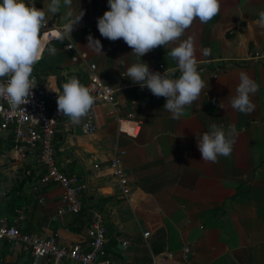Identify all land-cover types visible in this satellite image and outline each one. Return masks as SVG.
<instances>
[{"label":"crops","instance_id":"crops-1","mask_svg":"<svg viewBox=\"0 0 264 264\" xmlns=\"http://www.w3.org/2000/svg\"><path fill=\"white\" fill-rule=\"evenodd\" d=\"M32 1L45 10L46 18L64 27L69 11L72 18L84 11L70 34L66 29L67 39L46 43L41 37L56 53L45 51L33 73L50 91L61 93L60 85L71 77L84 85L88 65L94 64L99 79L117 89L122 113L132 112L141 129L129 136L133 123L118 124L107 115L106 105L94 109L97 130L92 135L70 122L63 125L55 136L56 161L63 172L80 176L86 184L83 208L53 221L62 188L56 183L39 185L43 169L29 156L22 170L30 178L23 174L7 190L0 184V218L12 224L22 209L21 232L54 236L58 244L71 245L85 237L90 211L97 210L104 215L106 251L114 264H264V28L257 23L264 0H219L220 11L211 21L194 20L178 41L140 58L150 71L178 78L168 52L182 41H192L205 87L179 120L163 109L165 98L141 90L126 77L139 60L132 49L123 40L111 42L100 35L96 22L109 10L107 0H72L70 8L61 7L57 14L47 12L50 0ZM88 35L101 42L102 53L86 46ZM68 43L74 50L66 49ZM205 48L211 49L210 55H203ZM77 53L81 58L73 62ZM242 72L259 85L250 97L255 105L250 114L231 107ZM213 124L225 131L234 125L238 133L232 154L214 164L203 162L197 148L200 135L211 132ZM1 144L12 152L9 158L0 155V173L6 175L5 160L17 163L12 136L0 132ZM115 144L126 152L122 168L128 177V199L109 170ZM185 245L190 247L187 260ZM31 259L21 246L0 242L1 264H30Z\"/></svg>","mask_w":264,"mask_h":264},{"label":"clouds","instance_id":"clouds-1","mask_svg":"<svg viewBox=\"0 0 264 264\" xmlns=\"http://www.w3.org/2000/svg\"><path fill=\"white\" fill-rule=\"evenodd\" d=\"M71 3L72 0H50L47 12L57 14L61 7L70 8ZM107 5L109 10L96 22L100 35L111 42L123 40L132 49L131 53L139 58L127 69L126 77L141 90L147 88L153 96L165 98L163 109L171 113L172 119L179 120L205 87L192 41H182L168 52L179 70L178 78L165 72L150 71L148 64L140 58L157 47L178 41L194 20L211 21L220 11L219 0H107ZM83 16L82 10L75 18L71 11L67 13L65 27L68 34ZM47 22L45 10L34 4L26 6L25 0H0V99L6 100L14 111H25L20 106L30 103L32 90L37 85L32 76L34 65L45 51L51 55L56 53L54 47H48L41 39V30ZM257 23L264 28V11L259 13ZM86 39L87 47L102 53L99 40L91 35ZM210 53L211 49H203V55ZM60 88L62 92L56 99L58 113L67 116L73 124H80L95 98L76 77L63 82ZM258 90L259 85L253 79L240 73L231 107L250 114L255 109L250 97ZM211 129L200 135L197 148L203 162L214 164L219 157L227 158L232 154L238 133L234 125L227 131L215 124Z\"/></svg>","mask_w":264,"mask_h":264},{"label":"built area","instance_id":"built-area-1","mask_svg":"<svg viewBox=\"0 0 264 264\" xmlns=\"http://www.w3.org/2000/svg\"><path fill=\"white\" fill-rule=\"evenodd\" d=\"M25 4L27 6L33 3L30 0H25ZM47 21L41 30V37L45 38L46 43L67 39V30L64 26L58 25L55 18H47ZM60 34H63L62 37ZM66 49L74 50L73 44L68 43ZM80 58L77 53L72 57V61L78 62ZM95 70L94 64L88 65L87 80L84 84L95 98V103L78 125L73 124L67 116L58 113L56 99L60 92L50 91L45 82L35 73H32V76L35 77L37 85L32 90L33 95L30 103L20 106L21 109L24 107L25 111H14L6 100L0 99V132L12 136L14 161L23 163L29 156H35L38 165L43 169L39 185L56 183L62 188L61 206L56 209L51 218L53 221L65 212L78 214L84 206L86 191V184L80 176L66 174L57 164L55 136L58 130L70 122L78 127L83 134H94L97 130L94 109L98 105L108 106L107 115L118 124L131 121L133 131L128 134L129 136H137L141 129V122L132 112H127L125 115L122 113L118 103L117 89L104 84L96 75ZM3 79L6 80V78ZM112 151L109 170L119 186L122 197L128 199L130 195L128 177L122 168V159L126 152L117 144L113 145ZM93 169L98 170L99 166L94 165ZM36 190L37 187H34V191ZM43 201V197H39V202L43 203ZM23 218L22 209L17 211V216L12 224L8 223L6 217L0 218V242L21 246V250L31 256L30 264H114L106 251L108 240L104 215L101 212L90 211L85 237L80 242L71 245L58 244L54 236L37 237L21 232L20 222ZM148 236V232L143 233L144 238ZM189 254L190 247L185 245L183 259L187 260ZM167 257L171 258V255ZM151 264H156V261L154 260Z\"/></svg>","mask_w":264,"mask_h":264},{"label":"rangeland","instance_id":"rangeland-1","mask_svg":"<svg viewBox=\"0 0 264 264\" xmlns=\"http://www.w3.org/2000/svg\"><path fill=\"white\" fill-rule=\"evenodd\" d=\"M30 1L34 4V2L32 0H30ZM0 147H1V150L3 151L2 152L0 150V155L4 154L5 158H9L11 156L12 152L11 151L9 152L7 149H5V146L3 144H1ZM0 159H2V158L0 157ZM28 164H31V163H28ZM3 165L6 166L8 174L4 175V174L0 173V184L2 187H4V190H7V189L11 188L12 186L15 187L17 185V183L23 177L24 173H23L22 169L26 165L24 163H20V162L13 164L12 162L8 161L7 159L5 160V163H3ZM21 166H22V168H21ZM10 167H18V168L10 169ZM8 168H9V170H8Z\"/></svg>","mask_w":264,"mask_h":264},{"label":"trees","instance_id":"trees-1","mask_svg":"<svg viewBox=\"0 0 264 264\" xmlns=\"http://www.w3.org/2000/svg\"><path fill=\"white\" fill-rule=\"evenodd\" d=\"M30 174V173H29ZM24 176L26 177V179L27 178H30V175H27V173L26 172H24ZM24 183H25V180H24ZM16 194V193H15ZM17 199H18V197L16 198V196L13 198V201L15 202V201H17Z\"/></svg>","mask_w":264,"mask_h":264},{"label":"bare ground","instance_id":"bare-ground-1","mask_svg":"<svg viewBox=\"0 0 264 264\" xmlns=\"http://www.w3.org/2000/svg\"><path fill=\"white\" fill-rule=\"evenodd\" d=\"M45 39V38H44Z\"/></svg>","mask_w":264,"mask_h":264}]
</instances>
